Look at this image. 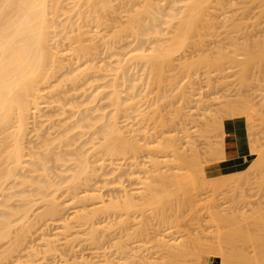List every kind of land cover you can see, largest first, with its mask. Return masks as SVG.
I'll return each instance as SVG.
<instances>
[{
	"label": "bare ground",
	"instance_id": "6f19581e",
	"mask_svg": "<svg viewBox=\"0 0 264 264\" xmlns=\"http://www.w3.org/2000/svg\"><path fill=\"white\" fill-rule=\"evenodd\" d=\"M161 1H166V5H160ZM208 2L0 0V264L21 248L31 230L43 221L57 219L69 231L72 227L65 214L71 204L79 205L75 216L81 226L91 223L94 231V219L101 212L112 207L128 212L160 200L162 194L151 186L152 182H143L145 188L124 191L122 205L108 206L102 200V206L92 211L87 210V203L101 195L95 194V188L90 194L82 193L83 188L93 186L108 159L124 157L129 152L137 159L147 146L140 143L141 139L131 143L119 126L120 111L130 110L128 118L136 112L121 89L126 88L138 97L150 79L161 76V65L171 66L175 54L189 43L197 29V14L206 9ZM174 19L179 21V31L166 38L162 26L170 25ZM129 36L134 37L131 44L123 43ZM146 44L151 48H146ZM110 58H114L111 64ZM133 62L138 69L132 66ZM190 66L185 64L187 70ZM67 83L72 85L71 90H67ZM81 90L88 92L85 97L65 99L71 92ZM195 96L180 90L178 106L169 121L177 126L192 121V129L198 132L203 125L208 127L212 118L207 133L209 148L215 155L209 162L214 164L236 149L235 138L226 135L224 123L226 117H232L234 104L226 99L224 113L216 115L204 99H193ZM255 98L262 103L256 112L261 117L264 92ZM107 100L114 107L111 115L103 103ZM200 100L201 104H197ZM55 104L59 110L51 111ZM67 106L69 116L64 115ZM199 106H203V113L197 111ZM61 115L64 117L58 118ZM254 120L255 117L247 118L251 152L257 156L249 171L262 168L264 162V144L256 137ZM46 124L49 127L44 129ZM33 137L37 140L33 141ZM157 149L166 156L151 160L150 169L158 180L154 184L164 183L166 172L180 169L183 160L187 161V174L172 176L178 185L200 184L203 192L198 197L214 196L222 187L237 185L244 177L232 173L208 178L204 165L195 159L194 142L181 141L175 130L158 142ZM167 163L171 164L170 169H164L163 164ZM134 165L146 169L141 163ZM63 188L70 198L61 202L57 193ZM168 236L161 233L159 240L179 251H170L164 260L154 264H182L180 257L183 264H188V258L201 264L203 256L211 258L207 264L230 262L218 237L192 248L176 240L170 243ZM44 237L46 251H57L56 239L48 234ZM244 259L247 264H264V253ZM106 263L113 264L108 260ZM64 264L79 263L65 260Z\"/></svg>",
	"mask_w": 264,
	"mask_h": 264
},
{
	"label": "rangeland",
	"instance_id": "374dc122",
	"mask_svg": "<svg viewBox=\"0 0 264 264\" xmlns=\"http://www.w3.org/2000/svg\"><path fill=\"white\" fill-rule=\"evenodd\" d=\"M160 5H166V1H161ZM197 17V29L189 43L175 54L171 66L161 65L163 74L150 79L140 96L134 97L132 91L121 89L122 96L130 99L129 104L134 105L136 112L128 118L130 110L126 113L120 111L117 115L119 126L131 143L141 139L140 143L147 146L137 159L131 152L124 157L108 159L107 167L98 171L93 186L83 188L85 191L82 193L90 194L95 188L98 190L95 194L101 195L87 203V210L92 211L102 206V200L108 206L122 205L124 191L145 188L143 182H152L151 186L162 194L160 200L128 212L114 207L101 212L94 219L97 223L94 231L91 223L81 226L75 216L79 205L71 204L65 214L72 227L69 231L57 219L43 221L37 229L31 230L28 241L1 264H64L65 260L79 264L84 260L93 264H107V260L113 264L160 263L170 251H179L163 244L159 240L161 233L169 235L170 243L176 240L192 248L195 244H206L218 237L229 255V264H247L245 256L264 253V162L262 168L249 171L257 159L251 148L243 171L232 174L243 175L242 181L222 187L214 196L198 197L203 192L200 184L176 183L172 175L187 174V161L184 160L180 169L166 172L164 183L154 184L158 180L150 169L151 160L166 156L157 149L158 142L174 130L181 141L191 139L194 142L195 159L204 165L206 176L212 177L207 170L209 160L215 157L209 148L207 133L212 118L208 127L203 125L198 132L192 129L195 125L192 121L186 120L178 126L169 121L178 106L180 90L196 94L193 99H204L205 105H210L216 115L224 113L226 99H231L228 102L233 104L251 105L256 109L262 106L255 97L264 92V0H209L206 9ZM162 30L164 37H173L179 31V21L171 20V24L163 25ZM133 38L129 36L123 43L130 45ZM131 48L132 45L125 52ZM146 48L151 46L146 44ZM100 50L104 52L103 47ZM108 62L111 64L114 58ZM136 64L133 62L132 66ZM185 64L191 65L190 70ZM66 86L67 90L72 89L70 83ZM87 93L84 90L71 92L65 99H81ZM237 98L245 101H237ZM103 103L111 115L114 107L108 100ZM195 103H191L193 108ZM197 104H201V100ZM55 106L51 111L59 110L58 104ZM202 107L199 106L197 111L203 113ZM64 108L67 111L64 115L69 116V106ZM253 124L256 137L264 144V115H255ZM48 127L46 124L44 129ZM247 129L250 145L248 124ZM34 140L37 139L33 137ZM136 162L145 165L146 169L134 165ZM164 165V169H170L171 164ZM65 191L63 188L57 193L58 201L70 198L66 197ZM57 233L58 236L55 235ZM44 234L56 239L57 251H46ZM180 258L183 264L184 259ZM207 258L209 262L211 258ZM194 263L195 260L188 258V264Z\"/></svg>",
	"mask_w": 264,
	"mask_h": 264
},
{
	"label": "crops",
	"instance_id": "0c3cea01",
	"mask_svg": "<svg viewBox=\"0 0 264 264\" xmlns=\"http://www.w3.org/2000/svg\"><path fill=\"white\" fill-rule=\"evenodd\" d=\"M257 109L251 105L234 104L231 118H225V131L229 137H234L236 149L227 153L220 162L207 166L209 174L219 176L243 171L250 156V145L247 129V118L255 117ZM207 257H202L200 263H208Z\"/></svg>",
	"mask_w": 264,
	"mask_h": 264
}]
</instances>
